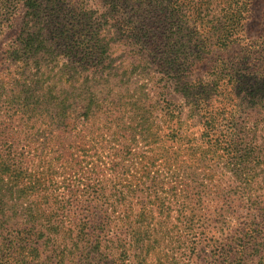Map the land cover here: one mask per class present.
<instances>
[{
    "label": "trees",
    "instance_id": "1",
    "mask_svg": "<svg viewBox=\"0 0 264 264\" xmlns=\"http://www.w3.org/2000/svg\"><path fill=\"white\" fill-rule=\"evenodd\" d=\"M246 11L0 0V264H264V37Z\"/></svg>",
    "mask_w": 264,
    "mask_h": 264
},
{
    "label": "rangeland",
    "instance_id": "2",
    "mask_svg": "<svg viewBox=\"0 0 264 264\" xmlns=\"http://www.w3.org/2000/svg\"><path fill=\"white\" fill-rule=\"evenodd\" d=\"M241 1H243L244 3L247 4V11L243 14V16L246 17L245 26H244L245 27L244 32L246 34V37L251 41L259 40V37H261V36L264 37V0H241ZM20 13L21 14H19V15L17 14L16 20H15L16 23L12 29L13 32L15 31L14 29H16L17 24H19V22H20V17L22 15V12H20ZM9 32L10 31H7V34L9 35L8 37H11L12 33L11 32L9 33ZM5 36H7V35H5ZM7 41H9V40L0 36V47L3 46L4 44H6ZM117 62L119 63L120 60ZM146 72H147V70H146ZM147 73H145V71H144L143 76L140 78V80L141 79L145 80V78H149V75ZM117 74L120 77L122 74L121 70H120V72L118 71ZM133 75L134 74L130 75V77L133 79L132 81L135 80V77ZM146 83H147L146 88L151 93L154 82H153V80L149 79ZM153 242L156 244L160 241H153ZM161 245L166 247L167 241H162ZM166 248H168V246ZM195 264H201V263L196 262Z\"/></svg>",
    "mask_w": 264,
    "mask_h": 264
}]
</instances>
